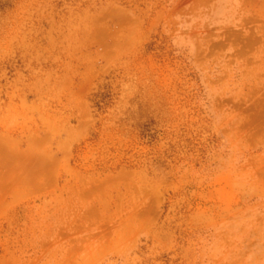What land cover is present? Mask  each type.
<instances>
[{
  "label": "rangeland",
  "instance_id": "rangeland-1",
  "mask_svg": "<svg viewBox=\"0 0 264 264\" xmlns=\"http://www.w3.org/2000/svg\"><path fill=\"white\" fill-rule=\"evenodd\" d=\"M0 264H264V0H0Z\"/></svg>",
  "mask_w": 264,
  "mask_h": 264
}]
</instances>
